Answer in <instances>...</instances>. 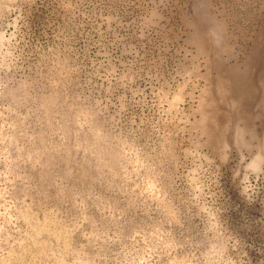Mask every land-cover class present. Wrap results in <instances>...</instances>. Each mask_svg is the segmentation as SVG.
Here are the masks:
<instances>
[{
  "label": "rangeland",
  "instance_id": "rangeland-1",
  "mask_svg": "<svg viewBox=\"0 0 264 264\" xmlns=\"http://www.w3.org/2000/svg\"><path fill=\"white\" fill-rule=\"evenodd\" d=\"M264 0H0V264H264Z\"/></svg>",
  "mask_w": 264,
  "mask_h": 264
},
{
  "label": "bare ground",
  "instance_id": "bare-ground-1",
  "mask_svg": "<svg viewBox=\"0 0 264 264\" xmlns=\"http://www.w3.org/2000/svg\"><path fill=\"white\" fill-rule=\"evenodd\" d=\"M264 162V159L262 158V156L261 155H259V153L258 154H256L255 156H254V158L251 160V163L249 164V167L251 168V169H253V170H255V169H258V166H259V168H260V166H261V162ZM262 162V163H263Z\"/></svg>",
  "mask_w": 264,
  "mask_h": 264
}]
</instances>
